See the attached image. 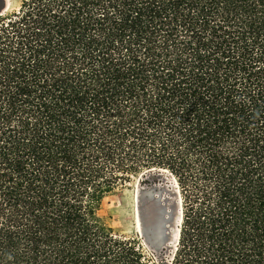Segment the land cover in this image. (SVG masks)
Wrapping results in <instances>:
<instances>
[{"label": "trees", "instance_id": "1", "mask_svg": "<svg viewBox=\"0 0 264 264\" xmlns=\"http://www.w3.org/2000/svg\"><path fill=\"white\" fill-rule=\"evenodd\" d=\"M16 1L0 264H264V0ZM135 176L179 189L168 258L104 212Z\"/></svg>", "mask_w": 264, "mask_h": 264}, {"label": "rangeland", "instance_id": "2", "mask_svg": "<svg viewBox=\"0 0 264 264\" xmlns=\"http://www.w3.org/2000/svg\"><path fill=\"white\" fill-rule=\"evenodd\" d=\"M1 1L2 0H0V2ZM16 5H18V1L8 0V6L6 7L7 11L11 10ZM174 185L175 184L168 179V177L160 179L159 177L153 176H150L149 179L146 180V183L141 185L139 184V177L135 176L132 178L131 182L120 186L115 194L106 199L104 212L110 224L119 234L127 237H137L147 249L154 252L156 255L167 256L168 258L172 256L176 250L172 252L155 249L145 241L147 235H152L154 220L152 212L149 210V207H151L150 203L148 201H140L139 204L138 200L143 196H147V192L152 188H155L157 196L164 199L170 195ZM140 216L142 229L139 228Z\"/></svg>", "mask_w": 264, "mask_h": 264}, {"label": "water", "instance_id": "3", "mask_svg": "<svg viewBox=\"0 0 264 264\" xmlns=\"http://www.w3.org/2000/svg\"><path fill=\"white\" fill-rule=\"evenodd\" d=\"M7 6L8 0L5 2V7ZM156 194L155 188H152L147 192V196H143L138 200L139 204L140 201H148L150 205L153 202L157 207V210L152 215L154 220L152 235H147L145 241L155 249L173 252L177 248L182 219V204L179 189L175 184L170 195L164 199ZM146 213L148 214L147 210ZM139 228L142 229L141 216Z\"/></svg>", "mask_w": 264, "mask_h": 264}, {"label": "bare ground", "instance_id": "4", "mask_svg": "<svg viewBox=\"0 0 264 264\" xmlns=\"http://www.w3.org/2000/svg\"><path fill=\"white\" fill-rule=\"evenodd\" d=\"M151 206H152V208L149 207V210H150V212L152 210V215H153V213L157 210V207H156V205L153 202H151ZM151 220H152V218H151Z\"/></svg>", "mask_w": 264, "mask_h": 264}]
</instances>
